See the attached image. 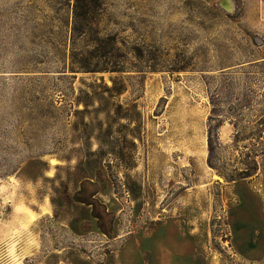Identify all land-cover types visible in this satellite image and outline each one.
<instances>
[{"label":"rangeland","instance_id":"rangeland-1","mask_svg":"<svg viewBox=\"0 0 264 264\" xmlns=\"http://www.w3.org/2000/svg\"><path fill=\"white\" fill-rule=\"evenodd\" d=\"M74 15L131 71L74 43ZM111 77L141 115L132 169L74 130ZM0 264H264V0H0Z\"/></svg>","mask_w":264,"mask_h":264},{"label":"trees","instance_id":"trees-1","mask_svg":"<svg viewBox=\"0 0 264 264\" xmlns=\"http://www.w3.org/2000/svg\"><path fill=\"white\" fill-rule=\"evenodd\" d=\"M98 20L94 19L90 15H74V25L72 30V38L74 43L79 39H89L94 48L91 51L92 57L105 58L109 61L110 65L103 70L112 72H128L131 71L129 63L127 62V52L123 49L125 42L119 40L117 34H104L100 28ZM124 46V47H123ZM77 47L71 49V61L73 71H92L90 67V60L87 57H81ZM156 70V69H153ZM112 85H109L102 78V82L89 83L88 86L92 89L91 92L82 90L77 97L78 105H84V109L76 111L78 117L74 125V130L78 132L77 137L84 143L89 142L93 137L105 143L110 148V154H113L122 163H125L128 168L132 169L135 165L134 153L130 154L129 147H137V140H141L140 129L142 126L141 115L137 111L136 106L125 107L120 103L112 101L116 97L122 96L126 90L127 85L123 79L119 77H111ZM100 88L102 93L98 92ZM108 93L107 96L104 94ZM100 102V105L95 109H90L95 102ZM100 113H105V118L100 119L98 116ZM89 114L92 116L90 121H86L80 115ZM125 120V123L121 121ZM118 123L122 128L120 132L115 133V124ZM99 130V133H96ZM117 134V135H116ZM128 134L132 136L128 138ZM121 145V146H120ZM103 149L97 151H88L87 158L102 155ZM89 161H80L78 170L84 174H89L87 165ZM79 165V166H80ZM101 169V168H100ZM97 169L94 172L95 176H99L102 170ZM250 173H243L241 178L250 177ZM85 178H92L89 175H85ZM236 180V179H233ZM95 193L92 194V197ZM77 201L86 203L88 205L93 204L92 200L77 199Z\"/></svg>","mask_w":264,"mask_h":264}]
</instances>
